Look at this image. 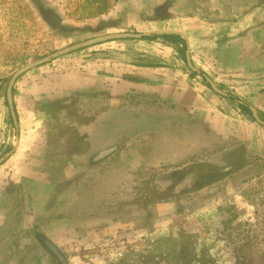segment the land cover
Returning <instances> with one entry per match:
<instances>
[{
  "label": "rangeland",
  "instance_id": "obj_1",
  "mask_svg": "<svg viewBox=\"0 0 264 264\" xmlns=\"http://www.w3.org/2000/svg\"><path fill=\"white\" fill-rule=\"evenodd\" d=\"M218 18L245 20L243 37L259 40L264 50V0H0V102L17 69L72 44ZM253 103L264 117V100ZM5 123L0 121L1 134L15 131L7 118ZM202 131L203 124L192 118L135 142L125 133L123 145L90 173L41 175L34 232L44 231L68 264H264V132L261 144L249 147L219 144ZM191 135L193 155L161 162L152 154L185 146ZM202 135L204 147L195 138ZM119 136L108 132V139ZM237 148H245L249 165L219 181L203 187L200 182L198 189L191 176H170L196 164L219 167V155ZM49 184L54 187H44ZM31 231L13 247L7 230L0 234L6 264L8 258L10 264H33L38 257L40 264H55Z\"/></svg>",
  "mask_w": 264,
  "mask_h": 264
},
{
  "label": "crops",
  "instance_id": "obj_2",
  "mask_svg": "<svg viewBox=\"0 0 264 264\" xmlns=\"http://www.w3.org/2000/svg\"><path fill=\"white\" fill-rule=\"evenodd\" d=\"M245 24L242 19L218 18L185 28L180 22L177 29L159 26L158 30L185 41L197 72L181 60L180 45L170 46L159 39L116 40L64 55L19 77L12 91L17 129L9 122L15 131L0 133V158L15 146L0 165V234L17 206L22 230L37 225L41 209L33 205L42 201L35 199L43 195L37 190L44 181L41 175L90 173L123 145L125 133L135 142L142 135L165 133L184 119L198 118L202 133L213 134L219 144H261L264 128L236 106L238 102L252 105L261 115L253 101L264 100V50L259 40L243 37ZM202 75L227 96L207 88ZM229 96L237 98V103ZM6 118L9 121L11 115L4 94L0 102L4 127ZM110 129L120 133L119 139H108ZM204 135L195 137L203 140L201 147L206 143ZM193 139V135L186 136L185 146L164 147L152 154L161 162L193 155L188 146ZM184 182L191 190L190 179ZM15 195L19 202H14ZM0 264H6L5 254Z\"/></svg>",
  "mask_w": 264,
  "mask_h": 264
},
{
  "label": "water",
  "instance_id": "obj_3",
  "mask_svg": "<svg viewBox=\"0 0 264 264\" xmlns=\"http://www.w3.org/2000/svg\"><path fill=\"white\" fill-rule=\"evenodd\" d=\"M172 33L166 32V31H151V32H143V33H113V34H106L102 36H97L82 42H78L75 44H72L70 46H67L63 49L57 50L49 55H46L32 63H27L26 65L20 67L17 69L9 78V81L6 86L5 90V100L7 103V106L10 111L12 123L15 129H17V118L13 110V99H12V90L13 86L16 83L17 79L21 77L26 72L30 71L31 69H34L38 66L50 63L51 61L62 57L64 55H68L70 53L92 47L94 45H98L101 43H105L108 41H116V40H140L143 37H150L153 35L161 36V35H170ZM175 34V33H173ZM185 60L187 68L192 72H197L190 60L189 50L186 48L185 51ZM202 78L204 79L205 83L208 84L211 91L216 93L217 95L226 97L227 95L221 91L217 85L213 82L211 78L208 76L202 75ZM238 104L243 105L241 102H238ZM248 107V110L251 114L252 119L254 122L264 128V121L259 117L257 110L251 106L246 105ZM16 141L18 140V135L15 136ZM15 150V146L4 156L0 158V165L12 154V152ZM35 239L40 245V247L49 255H51L58 264H68V261L66 257L63 255L61 250L52 243L45 235L42 233H36Z\"/></svg>",
  "mask_w": 264,
  "mask_h": 264
},
{
  "label": "trees",
  "instance_id": "obj_4",
  "mask_svg": "<svg viewBox=\"0 0 264 264\" xmlns=\"http://www.w3.org/2000/svg\"><path fill=\"white\" fill-rule=\"evenodd\" d=\"M162 40L163 42L167 43L170 46H177L180 45L181 47L178 49V53L180 55V58L183 62H185L184 53L186 50V44L185 41L182 40L180 37L176 35H161V36H150V37H143L140 40ZM134 41V40H130ZM191 75H196L195 73H191ZM205 83V82H204ZM205 86L209 88L208 84L205 83ZM210 89V88H209ZM13 91V90H12ZM228 99L231 102L237 103V98H234L233 96H229ZM237 108L243 112L252 122L254 120L251 117V114L248 110V107L246 105L237 104ZM259 117L264 121V117L258 113ZM10 125L13 127L11 118L9 119ZM221 164L225 166L228 170L225 174L222 175H216L210 180L205 179L212 174L213 170L218 169L217 166H212L209 164H196L191 165V169L188 170H181L175 173H172L171 176L174 180L184 179L186 176H191L193 184L197 185V188L199 189L201 186H207L209 183H214L215 181L221 180L223 177H225L226 174H233L238 172L239 170L243 169L248 164V158L245 151V148H237L235 150H231L228 152H225L222 155L221 158ZM205 171V172H204ZM182 175L181 177H178V175ZM186 176L184 177V175ZM204 184L199 187V183L203 182Z\"/></svg>",
  "mask_w": 264,
  "mask_h": 264
},
{
  "label": "flooded vegetation",
  "instance_id": "obj_5",
  "mask_svg": "<svg viewBox=\"0 0 264 264\" xmlns=\"http://www.w3.org/2000/svg\"><path fill=\"white\" fill-rule=\"evenodd\" d=\"M111 148H109V149H111ZM94 159L96 161V158H94ZM227 170L228 169L225 166L221 165V166L218 167V169L213 170L212 174L210 176H208L205 179V181L212 179L214 176L218 175V173H219V175L225 174L227 172ZM13 200H14V202L15 201L19 202L18 195H15ZM19 220H20V211H19V207L17 206L15 208V210L10 212V216L7 219V226L5 228V230H7V233L9 235V237H10V241H11V246L10 247H13L12 245L13 244L15 245V241L17 239H20L22 237L23 233H26L25 232L26 230H22L19 227L20 226V224H19L20 221ZM30 230H31V228H30ZM32 230L33 231H31L30 233H31V237L34 239L37 232L36 233L34 232V227L32 228ZM17 244L18 243H16V245ZM44 253L51 258L52 262H54L55 264H58L57 261L51 255L47 254L45 251H44ZM33 256L34 255H31V257H33ZM41 260L42 259H40L39 257L38 258H33L32 262H33V264H40V263H42ZM29 264H32V263H29Z\"/></svg>",
  "mask_w": 264,
  "mask_h": 264
}]
</instances>
